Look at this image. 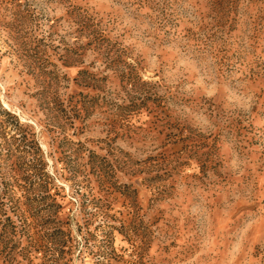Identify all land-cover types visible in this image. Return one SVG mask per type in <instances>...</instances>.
Returning a JSON list of instances; mask_svg holds the SVG:
<instances>
[{
  "label": "rangeland",
  "instance_id": "obj_1",
  "mask_svg": "<svg viewBox=\"0 0 264 264\" xmlns=\"http://www.w3.org/2000/svg\"><path fill=\"white\" fill-rule=\"evenodd\" d=\"M0 264H264V0H0Z\"/></svg>",
  "mask_w": 264,
  "mask_h": 264
}]
</instances>
